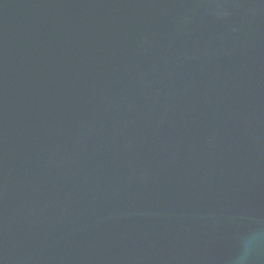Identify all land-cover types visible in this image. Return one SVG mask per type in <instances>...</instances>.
<instances>
[{"label": "water", "instance_id": "95a60500", "mask_svg": "<svg viewBox=\"0 0 264 264\" xmlns=\"http://www.w3.org/2000/svg\"><path fill=\"white\" fill-rule=\"evenodd\" d=\"M256 231L264 0H0V264H231Z\"/></svg>", "mask_w": 264, "mask_h": 264}, {"label": "clouds", "instance_id": "9594fccd", "mask_svg": "<svg viewBox=\"0 0 264 264\" xmlns=\"http://www.w3.org/2000/svg\"><path fill=\"white\" fill-rule=\"evenodd\" d=\"M261 247H264V231H256L247 235L231 264H252L254 254Z\"/></svg>", "mask_w": 264, "mask_h": 264}]
</instances>
